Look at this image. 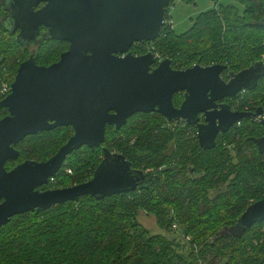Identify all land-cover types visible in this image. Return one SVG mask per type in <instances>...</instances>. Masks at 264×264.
I'll use <instances>...</instances> for the list:
<instances>
[{
  "label": "trees",
  "instance_id": "16d2710c",
  "mask_svg": "<svg viewBox=\"0 0 264 264\" xmlns=\"http://www.w3.org/2000/svg\"><path fill=\"white\" fill-rule=\"evenodd\" d=\"M177 1L195 0H170L160 35L151 42L134 43V54L153 50L160 58H169L176 69L227 64L224 78L256 63L264 66V0H236L242 9L220 4L199 13L179 34L169 12ZM3 13L0 91L3 82H13L29 55L38 64L50 65L67 45L47 39L33 52L3 24ZM5 96L0 92V99ZM183 99L182 93L174 94L177 107ZM230 105L240 111L259 107L264 111V76ZM197 132L195 125L168 121L157 112L136 113L120 129L108 125L102 146L123 153L133 169L144 171L143 185L101 199L86 195L15 215L0 228V264H264V221L231 232L247 207L264 198V152L256 142L264 135V126L244 118L220 133L210 149L199 145ZM73 133L72 126H61L28 135L15 145L20 155L7 161V169L27 159H49ZM102 146L73 151L50 186L42 188L90 179L102 161ZM140 210L152 214L159 228H178L191 241L182 244L177 235L151 233L138 218ZM186 243L189 249L183 246Z\"/></svg>",
  "mask_w": 264,
  "mask_h": 264
},
{
  "label": "water",
  "instance_id": "95a60500",
  "mask_svg": "<svg viewBox=\"0 0 264 264\" xmlns=\"http://www.w3.org/2000/svg\"><path fill=\"white\" fill-rule=\"evenodd\" d=\"M7 28L13 33L39 30L44 25L50 38L69 42L60 59L39 65L31 54L20 63L11 91L0 100L9 114L0 119V228L18 214L49 209L91 195L96 199L135 191L146 179L133 169L123 153L102 144L107 125L120 129L138 112H157L168 121L184 119L198 129L202 148L216 146L220 133L244 118L255 119L263 109L233 110L225 98L257 87L264 76L263 63L237 73L222 74L227 64H195L176 69L169 58L153 50L135 55L134 43L153 41L166 24L170 0H9ZM45 2L39 9L35 6ZM22 34V33H21ZM156 67L153 68V65ZM175 93L183 101L175 106ZM204 116V122H200ZM264 126V120L261 122ZM72 126L74 133L49 159H28L8 170L17 160L14 145L28 135ZM264 152V136L257 139ZM102 146L103 158L92 177L66 187L39 191L62 168L69 154L83 147ZM264 221V198L250 204L237 226L245 231Z\"/></svg>",
  "mask_w": 264,
  "mask_h": 264
},
{
  "label": "rangeland",
  "instance_id": "374dc122",
  "mask_svg": "<svg viewBox=\"0 0 264 264\" xmlns=\"http://www.w3.org/2000/svg\"><path fill=\"white\" fill-rule=\"evenodd\" d=\"M231 3L238 5L240 9H242V5H239V3L236 0H219L218 3H215L213 0H195L193 3H183L181 1H177L174 5L170 6L169 8L174 30L177 34L182 33L192 26L193 20L199 13L213 7H219L220 4H231ZM3 4H4V8L9 7V0H0V5ZM1 8L3 10V6H1ZM2 10H0V13L2 12ZM5 21L6 18L3 19V22ZM4 25L6 26V24ZM138 218L140 222L145 227H147L151 233H164L169 238L173 237L174 235H177L179 241H181L182 244L183 242H186L185 238L182 237V233L179 230L178 232L175 233V231H166L164 229L159 228V226L156 223V219L152 214H148L144 210H140L138 213ZM239 230H240L239 227L236 226L233 229H231V232H236V231L239 232ZM183 246H185V249L190 248L188 243L184 244ZM180 249H182V246L180 247Z\"/></svg>",
  "mask_w": 264,
  "mask_h": 264
},
{
  "label": "flooded vegetation",
  "instance_id": "af4514ba",
  "mask_svg": "<svg viewBox=\"0 0 264 264\" xmlns=\"http://www.w3.org/2000/svg\"><path fill=\"white\" fill-rule=\"evenodd\" d=\"M10 2V1H9ZM45 5V2H42V3H40V4H38L37 6H35V9H39V8H41V7H43ZM3 6V10H4V13H5V15L8 17L10 14H11V10L9 9V7H7V8H4V4L2 5ZM5 16V17H6ZM5 17L3 18V19H5ZM6 17V18H7ZM8 19V18H7ZM8 21L6 20V23H7ZM48 28L46 27V26H44V25H41V26H39V30H31V31H27V32H21V29H20V27H17V29L13 32V34L20 40V42L22 43V44H25L26 45V48L27 49H30V50H32L33 52H34V50L37 48V44L38 43H40L41 41H43V40H47V39H54V38H50L49 37V35H48ZM22 33V34H21ZM54 40H59V39H54ZM62 41H64V40H62ZM66 47H65V49L60 53V56H61V54L64 52V51H66L68 48H69V42H67L66 41ZM132 51V50H131ZM133 52V51H132ZM147 52H149V51H147ZM146 52V53H147ZM146 53H143V54H146ZM31 54V53H30ZM134 54V53H133ZM143 54H135V55H143ZM30 56V55H29ZM60 59V57L58 58V60ZM26 60V59H25ZM58 60H56V61H58ZM56 61H54V62H56ZM23 62V61H22ZM53 62V63H54ZM37 63V62H36ZM38 64V63H37ZM52 64V63H51ZM39 65H41V64H39ZM156 65H157V63L155 64V65H153V68L154 67H156ZM222 77H223V74H222ZM224 78V77H223ZM262 78V77H261ZM260 78V79H261ZM226 81H228L229 80V73L228 74H226L225 75V78H224ZM259 79V80H260ZM183 94V93H182ZM233 98L234 97H231V98H225V99H223L221 102H227V103H229V104H231V102L233 101ZM1 100V99H0ZM176 106V105H175ZM232 107V106H231ZM3 109H5V113H2V111H3ZM232 109L233 110H236L234 107H232ZM139 113V112H138ZM9 114V110L7 109V108H5V107H3V108H1L0 109V119H2L3 117H5V116H7ZM132 117V116H131ZM201 118H200V122H204V116H200ZM184 119H180V120H176V119H173L172 121H177V122H182ZM252 120H256V121H259L260 123L263 121V120H260L259 118H258V116H257V118H255V119H252ZM261 125H262V123H261ZM108 126V125H107ZM111 126V125H110ZM58 127H61V126H58ZM113 127H115V126H113ZM57 128V127H56ZM73 128V127H72ZM116 128V127H115ZM264 136V135H263ZM262 136V137H263ZM261 138V137H260ZM15 146V145H14ZM258 147V146H257ZM16 148V147H15ZM28 160V159H27ZM34 160V159H33ZM23 161H21V162H17L12 168H14L16 165H18V164H20V163H22ZM7 168V167H6ZM12 168H10V169H12ZM10 169H8V170H10ZM49 181H50V179H49ZM46 185H49L50 186V182L48 183V184H46ZM44 186V185H43ZM43 186H41V187H38L37 189L39 190V191H45V190H49V189H53L52 187H47V188H42ZM3 201V199H0V203ZM13 218V217H12ZM11 218V219H12Z\"/></svg>",
  "mask_w": 264,
  "mask_h": 264
},
{
  "label": "built area",
  "instance_id": "2783aa9c",
  "mask_svg": "<svg viewBox=\"0 0 264 264\" xmlns=\"http://www.w3.org/2000/svg\"><path fill=\"white\" fill-rule=\"evenodd\" d=\"M10 91H11V84L6 83V82H3V83H2V87H1V91H0L1 94H2L3 96H5V95L9 94ZM245 91H246V89H243L242 91H240V92L238 93V95L244 93ZM235 97H237V95H236ZM237 101H238V100H237ZM258 118H259L260 120H264V111L258 116ZM237 124H240V122L237 123ZM68 171L71 172L70 170H68ZM50 179H51V180H54V177L52 176V177H50ZM174 227L177 228L176 225H175ZM175 232H178V228L175 230ZM180 232H181V231H180ZM181 233H182V232H181ZM182 237L185 238V241H187V242H190V241H191L190 236L184 235V234L182 233Z\"/></svg>",
  "mask_w": 264,
  "mask_h": 264
}]
</instances>
